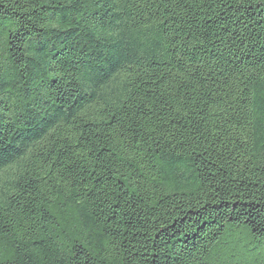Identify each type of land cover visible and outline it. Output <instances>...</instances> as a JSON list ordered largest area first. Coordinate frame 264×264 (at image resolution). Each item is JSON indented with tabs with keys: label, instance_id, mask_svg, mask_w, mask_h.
I'll return each mask as SVG.
<instances>
[{
	"label": "trees",
	"instance_id": "16d2710c",
	"mask_svg": "<svg viewBox=\"0 0 264 264\" xmlns=\"http://www.w3.org/2000/svg\"><path fill=\"white\" fill-rule=\"evenodd\" d=\"M0 264H264V0H0Z\"/></svg>",
	"mask_w": 264,
	"mask_h": 264
}]
</instances>
